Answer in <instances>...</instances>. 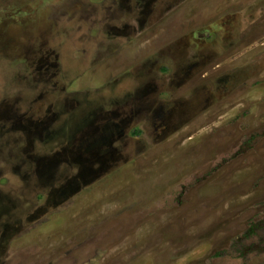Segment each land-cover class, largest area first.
Here are the masks:
<instances>
[{
  "label": "rangeland",
  "instance_id": "1",
  "mask_svg": "<svg viewBox=\"0 0 264 264\" xmlns=\"http://www.w3.org/2000/svg\"><path fill=\"white\" fill-rule=\"evenodd\" d=\"M83 263L264 264V0H0V264Z\"/></svg>",
  "mask_w": 264,
  "mask_h": 264
},
{
  "label": "flooded vegetation",
  "instance_id": "2",
  "mask_svg": "<svg viewBox=\"0 0 264 264\" xmlns=\"http://www.w3.org/2000/svg\"><path fill=\"white\" fill-rule=\"evenodd\" d=\"M103 2H107V1H103ZM163 1H161L162 3ZM103 4L106 3H100L97 6H94L97 9V13L98 16L101 15V8L104 6ZM176 4H174L171 9H173V7H175ZM256 22L254 21L252 24H250V27L255 26ZM246 29H242V31L237 33V36L242 35L241 33L244 32ZM232 35V34H231ZM229 36V35H228ZM199 36L197 33L195 34V39L197 40ZM207 39H203L201 37V41H207L208 44L206 45L205 48H203L204 44H199V46L202 48L201 52H203V54H198L197 48L192 50V42L191 39L186 37V39L183 40H176L175 43L173 44L174 48H168L165 49L164 52H166V55L168 57L173 58V62H176L175 64V69L173 74H170V76L172 77H176V75L178 77H180V81H179V86L178 89L174 92L169 91V93L174 96L177 97L178 91H184L185 90V95L184 97H186V92L190 91V93L188 94L189 96L193 95V92L196 91L197 87L202 85L201 87H204L205 84L209 85L208 82H210L211 80H215L213 79V72L214 67L211 68V66L213 65V60L214 58L211 59V55L214 51H216V58L218 59V57H222L224 51H222L221 53L217 52V49L214 48L215 46L219 45V42L222 43L225 41V38H219V39H212V37L210 35H208L207 37H205ZM238 40V39H236ZM174 42V40H173ZM171 42V43H173ZM238 44V41H236ZM231 43L230 40L228 42V45L231 47H234L233 45L236 43ZM221 43V44H222ZM209 45V46H208ZM226 46V50L230 51L231 47ZM172 46V47H173ZM210 49V50H209ZM215 62V60H214ZM193 64H198L197 66V71L196 70H191V72H189V70L187 71L186 69H188V67L190 65ZM217 65V64H216ZM218 67V65H217ZM211 68V69H210ZM136 71V70H133ZM132 72V70L130 71ZM205 83V84H204ZM128 97L130 98V95H128ZM183 97V98H184ZM127 99L126 97V102L121 101L118 103L117 106L114 105L115 102H113L112 108L108 111L105 112L102 116L106 117H111V118H115L117 116H121V118H126L127 116L125 114H129L131 115L134 111V115H137L138 117H140L141 115H145L146 117H148L147 115H149L148 112H146V106H149L148 102H143L141 99V96L138 97L135 100H131V99ZM207 99V98H206ZM173 115V114H171ZM177 114H175L176 116ZM108 121H113V120H108ZM106 123H102L103 126H105ZM184 219V218H183ZM186 220V219H184ZM85 264V263H83Z\"/></svg>",
  "mask_w": 264,
  "mask_h": 264
}]
</instances>
